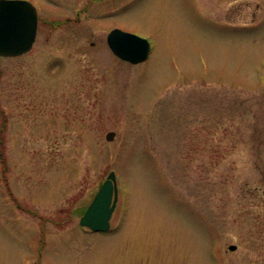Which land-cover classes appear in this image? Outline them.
<instances>
[{
  "label": "rangeland",
  "instance_id": "1",
  "mask_svg": "<svg viewBox=\"0 0 264 264\" xmlns=\"http://www.w3.org/2000/svg\"><path fill=\"white\" fill-rule=\"evenodd\" d=\"M27 1L32 48L0 57V264H264V0Z\"/></svg>",
  "mask_w": 264,
  "mask_h": 264
},
{
  "label": "water",
  "instance_id": "2",
  "mask_svg": "<svg viewBox=\"0 0 264 264\" xmlns=\"http://www.w3.org/2000/svg\"><path fill=\"white\" fill-rule=\"evenodd\" d=\"M36 28L37 14L31 3L25 0H0V57H15L28 52L35 40ZM106 43L116 57L130 64L145 61L150 51L146 39L119 29L107 34ZM113 136V132H108L105 139L111 141ZM116 200L115 175L110 172L81 216L79 224L93 232L108 231ZM235 248L234 245L229 246V250Z\"/></svg>",
  "mask_w": 264,
  "mask_h": 264
}]
</instances>
